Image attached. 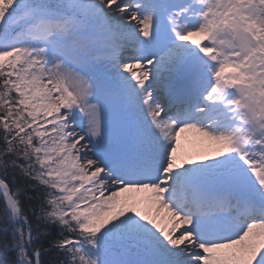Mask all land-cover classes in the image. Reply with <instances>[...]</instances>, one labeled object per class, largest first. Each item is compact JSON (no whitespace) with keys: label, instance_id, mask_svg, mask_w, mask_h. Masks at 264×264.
<instances>
[{"label":"snow or ice","instance_id":"6c2138e0","mask_svg":"<svg viewBox=\"0 0 264 264\" xmlns=\"http://www.w3.org/2000/svg\"><path fill=\"white\" fill-rule=\"evenodd\" d=\"M0 264H264V0H0Z\"/></svg>","mask_w":264,"mask_h":264}]
</instances>
